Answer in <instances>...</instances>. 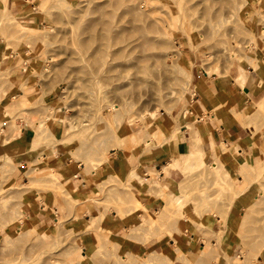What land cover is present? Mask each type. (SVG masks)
I'll use <instances>...</instances> for the list:
<instances>
[{"label":"rangeland","instance_id":"374dc122","mask_svg":"<svg viewBox=\"0 0 264 264\" xmlns=\"http://www.w3.org/2000/svg\"><path fill=\"white\" fill-rule=\"evenodd\" d=\"M13 6L17 9L6 6V17L0 21V106L5 104L1 117L5 116V124L15 126L16 121L26 128V120L32 119L35 124L30 126L41 142L34 162L25 170L21 167L22 176L14 179L13 167L1 179L0 264H190L192 259L181 254L178 245L169 254L170 247L162 253L148 250L162 237L166 236L163 242L168 243L170 232L175 242L176 228L188 236L192 232L189 225L202 234L204 249L214 254L213 262L206 264H254L257 256L264 258V143L259 139L264 107L250 104L249 119H244V110L234 113L251 140L250 159L235 172L241 180L227 174L224 158L230 151L225 147L218 158L203 157L192 169L184 168L189 157L182 154L180 161L176 159L177 167H169L176 170L165 174L169 168L161 167L166 178L160 180L163 186L155 169L145 170L150 180L138 175L149 197L157 192L165 202L157 214H148L146 197L110 174L115 157L129 166L138 159L136 152L142 146L146 149L141 154L163 148L164 135L159 128L171 130L177 125L180 132L181 112L191 109L194 75L204 74L209 80L228 78L243 91L246 68L252 67L250 60H256L255 49L264 48V0H19ZM106 23L110 29L102 27ZM21 24L30 28L17 26ZM101 35L106 36L112 52L125 50L114 57L113 64L134 68L102 76L97 89L95 79L87 73L97 62L92 59H99L93 53ZM180 66H187L185 75H176ZM15 70L23 71L16 77L17 83L11 74ZM262 86L260 80L252 92ZM30 89L34 94L30 95ZM21 94L24 97L19 98ZM9 102L11 105L6 104ZM116 113H123L126 120H120L118 127L107 126L109 115ZM53 124L60 127L53 137H64L60 143L53 141ZM170 140L176 142L175 137ZM55 148L68 163L60 166L62 177L70 179L64 186L63 179L46 167ZM197 148L202 150L201 141ZM174 184L178 187L175 195L168 188ZM248 189L253 196L243 209L240 225L227 230L228 211L239 195L246 199ZM82 192L89 197L81 199ZM48 195L53 209L50 205L47 221L38 225L26 222L30 198L41 203ZM92 210L99 211L101 217L114 212L124 219L120 237L145 245V252L126 257L108 240L109 232L101 230L99 223L84 231L83 226L95 219ZM127 216L135 222H128ZM202 217L216 230L196 221ZM216 219H221L223 227ZM174 220L180 221L179 226ZM88 233L101 234L93 253L84 250L79 239ZM226 236L228 252L218 241Z\"/></svg>","mask_w":264,"mask_h":264},{"label":"crops","instance_id":"0c3cea01","mask_svg":"<svg viewBox=\"0 0 264 264\" xmlns=\"http://www.w3.org/2000/svg\"><path fill=\"white\" fill-rule=\"evenodd\" d=\"M18 2L19 0H6V6H12L13 8L17 6L13 5ZM255 55L256 68L254 69L251 66H248L246 68L247 81L246 85L242 88L243 91L238 84L228 78L213 77L211 80H209L208 78H205L204 74L194 75L192 79L193 94L190 100L191 109L185 117H182L184 119L179 127L180 132L178 133L177 128H175L177 125L171 130H168L167 127L166 130H161L157 126L161 131V134L164 135L163 148L151 150L141 154V150L146 149L145 146H142L141 149L136 152L138 159L134 164H131L129 166L123 159L115 157L114 160L116 163L114 167H112V171L110 174L115 175L121 184L128 183V185H130L131 187H135L137 191H140L141 195L146 197L145 208L149 209V211L147 212L148 214H151V211H155V213L157 214V209H161L164 206L165 202L159 198L157 192L149 197V195L147 194V188L143 187V184H139V181L137 179L138 175L141 176L142 180H150L151 175L146 173L145 170L155 169L154 171L159 174V185L163 186L164 183L160 180L164 179L166 181V178L163 175V172L160 171L161 167H164L167 163L170 162L171 155H173L179 161L182 159V154H185L187 151V145L190 137L192 136V132H195L196 135L201 139V149L204 153V157L208 156L212 160L213 144L216 147H219L220 144H223L224 147L227 148V150L231 151L229 153L230 155L224 158L227 174L229 176L234 175V177H237L238 180H241V176L235 172L239 171L240 164H243L244 162L247 163V161L250 159L248 145L251 143V140L246 135L244 129H242L243 127H245V125L241 126L242 121L236 120L234 113L235 111L240 112L244 110V119H249L251 115V113L248 112V110L250 109V104H258V106L264 107V86H262V88L260 87L254 93L252 92V90L260 80L264 82V48L255 49ZM22 72V70H15L14 73H11L13 75V81L15 83H17L19 80V78L16 77H19V74H22ZM32 94H34V91L30 89V95ZM21 97H24L23 94L19 96V98ZM19 98L17 100H19ZM251 99L252 102H250ZM10 103L11 102L6 104L11 105ZM3 106H0V185L1 179L6 176V174H8L13 167L14 169L12 173L15 175L14 179H17L18 176H22L23 173L21 171V167H23L25 170L28 163L34 162L35 158L38 155L36 153H38L37 150L41 142V140L35 137V132L30 126L32 124H35L32 119L26 120L28 128H26L25 125H20V122L17 123L16 121H14L15 126H11V123L9 122L5 124V116L1 117V110L4 108ZM183 106L184 105H182V107ZM256 112L257 111L255 108V110L253 111V115ZM51 126H53L52 128H50L51 135L53 137L55 135V132L58 133V131H60V127L54 124ZM172 135H174V137L176 138L175 143L169 140V137ZM62 139H64V137H62ZM62 139L53 137V141L59 143ZM259 139L260 142L264 143V129L259 132ZM55 151L56 152H53V155H51V159L46 163V167L48 170L54 172L58 178L63 179L61 185L64 186L65 184H68L67 182H69L70 179L68 177H62V175L60 174V170H62L60 166H62V164L68 163L61 159L63 152L59 151L58 148H55ZM257 159L258 158L255 159L254 163ZM172 170L176 169L169 168L167 169V172L165 174H168ZM27 172L28 170L25 171V173ZM63 173L65 174V172ZM131 173H136V177H130ZM169 180L170 179H167L168 182ZM86 185H84V187H86ZM251 187L252 185L249 188ZM1 188L4 187H0V189ZM168 188H170L171 193L175 195L178 187L174 184V187L172 186ZM247 188L245 189V191L247 190ZM245 191H243L241 194H243ZM246 195L247 200L243 199V197L239 195L235 200L231 211H228V214L225 217V225L227 230L232 231V229H235L240 225L243 209L249 205L253 193L248 189V193H246ZM84 196H88L87 192H82L79 197L83 199ZM45 198V202L43 201L41 203H37L34 200V197L30 198L31 201L29 200V204L31 205V207L27 208L30 216L25 218L26 222H29L31 220L35 225H38L40 221L46 222L47 218L51 216L50 205L53 209V201L51 196L49 195ZM58 201L59 200L57 199V204ZM84 202L86 201L80 203L84 204ZM34 204H37V208H35ZM92 213H94L93 216L95 217L92 223L97 221L95 226H97L99 223L101 226V230H103L104 232H109L108 240L117 245L120 252L126 255V257L130 255L138 256L145 252V245L135 244L133 241H129L125 238L120 237L119 232L125 228V222H123L124 219H119L114 212H111L109 216L105 215L103 217H101L100 212L97 210H92L91 214ZM54 214H56V212H54ZM85 218L87 219L88 215H86ZM127 218V221L132 223H134L136 220L134 218H129V216H127ZM54 220H56L55 216L52 217V222ZM196 221L201 225L208 223L204 220V217L200 218L199 220L196 219ZM216 222L219 227H223L221 219H216ZM92 223L83 226L84 231L87 230V227ZM173 223L176 226H179L180 221L177 222V220H174ZM208 224L211 225V229L213 231L214 224ZM190 229L192 232L188 236H185L181 233L179 228H176L173 232L174 236L177 237V240H175V242L173 240L172 232H170L168 233L169 237L168 243L166 242L167 244L163 242L166 238L165 236L162 237L159 242L153 244L148 250H158V253H162L167 247H170V250L167 253L169 254L171 253L173 248L178 245L181 248V254H183L184 256L185 254H187L192 259V261L188 260L190 261V264H206L209 262L212 263L213 260L211 259L214 257V254L210 253L212 251L202 254V249H204L205 246V243L200 240L202 234L189 225V230ZM215 230L216 229L214 228V231ZM209 231L211 230L209 229ZM99 235L101 234H98L97 236L95 235V237L92 233H88L81 236L79 239L83 240V249L90 253H93V249L95 248L94 246L97 245L95 241L97 242ZM139 235L143 237V235ZM139 235L137 234L136 236ZM234 239L236 238L234 237ZM218 241L221 248L224 251L228 252L227 247L229 244V239L227 238V236L222 237L221 240L218 239ZM210 242L211 245L215 246V244L213 243V239L210 240ZM228 257L229 255H227V258ZM256 260L257 263L254 264H264V258L257 256ZM223 264H228V262Z\"/></svg>","mask_w":264,"mask_h":264},{"label":"bare ground","instance_id":"6f19581e","mask_svg":"<svg viewBox=\"0 0 264 264\" xmlns=\"http://www.w3.org/2000/svg\"><path fill=\"white\" fill-rule=\"evenodd\" d=\"M142 1V0H141ZM0 4H1V9H0V11H1V13L2 14H0V21L2 20H4V18L6 17V15H5V12L7 11V9H6V0H0ZM140 5V4H139ZM138 5V6H139ZM241 5L243 6V3H241ZM193 7V6H192ZM237 8V5H236V7H235V10H238V9H236ZM237 12V11H236ZM236 14V13H235ZM13 18V17H12ZM223 20V19H222ZM216 22V21H215ZM217 22H218V20H217ZM216 22V24H219V23H217ZM209 23V22H208ZM221 23V22H220ZM17 26H19V27H21V28H25V29H29L30 27L29 26H27V25H24V24H21V25H17ZM102 27H104V28H107V29H110V26H109V24H107L106 23V25H102ZM236 27V26H235ZM20 28V29H21ZM19 29V30H20ZM139 32V31H138ZM102 34V33H101ZM98 35H100V34H98ZM117 36V35H116ZM143 36V35H142ZM223 36V35H222ZM106 36L105 35H101V37H100V39H98L99 41L101 40V42L98 44V46H97V48H96V50L94 51V56L96 57V56H99V59H92L93 61H97L96 62V64L94 65L95 67L93 68V65H92V69H91V71L90 72H88L87 73V75L89 76V78L90 77H92V78H94L95 79V81L97 82H94L96 85V88L97 89H99V87H100V85H99V83H100V81H102L103 80V77L105 78L108 74H110L111 72H117V70H119L120 68H121V70L122 71H129V70H131L132 68H134V66L133 65H129V66H127V67H122V66H115L114 64H113V61H115V58L114 57H116V56H119V54L120 53H123L125 50H118V51H111L110 50V48H111V46L109 45V44H106L105 42L106 41H108V40H106V38H105ZM224 38V37H223ZM147 42V41H146ZM141 45L143 46V44L141 43ZM137 48V46L135 47V49ZM140 52V51H139ZM174 56V55H173ZM107 57H110L109 58V60L107 59ZM92 58H93V56H92ZM247 59V58H246ZM251 59H254V58H251ZM141 60V59H140ZM92 61V62H93ZM138 61V60H137ZM251 62H250V64L252 65V67L255 69L256 68V64H255V62L254 61H252V60H250ZM188 66V65H187ZM187 66L185 67V66H180L178 69H177V71H176V75H178V74H184L185 75V68H187ZM174 68V67H173ZM191 68V67H190ZM190 68H188V69H190ZM174 70H176V69H174ZM243 69H239V71H238V74H240L241 73V71H242ZM120 71V70H119ZM135 71V70H134ZM187 71V70H186ZM188 72V71H187ZM136 73V72H135ZM190 74V73H189ZM134 75H136V74H134ZM103 76V77H102ZM119 77H120V75H118ZM188 78H189V76H188ZM102 79V80H101ZM116 79H117V77H116ZM115 79V80H116ZM120 79V78H119ZM117 81V80H116ZM88 82H89V80H88ZM92 82V81H91ZM87 84V83H86ZM98 85V86H97ZM122 89V88H121ZM117 90H120V88H117ZM101 100H105L104 98H101ZM107 104H108V107H109V109L111 108L110 107V102H107ZM189 108L188 107H186V108H184L183 110H182V112H181V117H185L186 115H187V113L189 112ZM110 114H111V112H110ZM110 116V119L108 120V122L106 123L107 124V126H109V127H112V125L113 124H116L117 125V127L118 126H120L122 123H121V121L120 120H122V119H125L126 120V116L122 113V114H120V115H118L117 116V113L115 114V116H111V115H109ZM258 116V115H257ZM256 116V117H257ZM123 122V121H122ZM114 127V126H113ZM112 127V128H113ZM109 132V131H108ZM116 132V131H115ZM173 133V132H172ZM116 134V133H115ZM110 135H108V137H109ZM107 137V138H108ZM172 137H174V135H172V136H170L169 137V140L172 138ZM109 139V138H108ZM103 140V139H102ZM107 140V139H106ZM201 141V139L196 135V133H193L192 134V136L190 137V139H189V142H188V145H187V151H186V154H187V156L189 157L187 160H185V165H183L184 166V168H191L192 169V167H195V166H198V165H200L201 163H202V161H203V157H204V153H203V151L202 150H198V148H197V144L199 143ZM101 142H105V140L104 141H101ZM99 145H100V143H99ZM103 146L105 145V143H103L102 144ZM93 147H94V145H93ZM91 149H93V148H91ZM234 149H235V147H234ZM95 150V149H94ZM226 150V149H225ZM96 151V150H95ZM224 151V146H223V144H221L219 147H216L214 144H213V147H212V158L214 157V158H218V156L221 154V152H223ZM231 152V151H230ZM186 154H185V156H186ZM187 163V164H186ZM169 167H173V168H176L177 167V160H176V158L173 156V155H171V160H170V162L169 163H167L166 164V166H165V168H169ZM171 198H173L174 200H176V199H178V197L177 196H173V197H171ZM257 199V198H256ZM138 203H139V201H138ZM139 207H140V205H138ZM166 209V208H165ZM168 209V208H167ZM168 211H169V209H168ZM96 223H97V221H95L94 223H92L90 226H91V228L93 227H95V225H96ZM54 224V223H53ZM90 226L88 227V228H90ZM30 229H32V228H30ZM100 245H102V243L100 244ZM103 246V245H102ZM213 246V245H212ZM210 249V248H209ZM208 248H206V249H202V254H205V253H208ZM82 256H84V255H82ZM148 257V256H147ZM163 257H165V255H163ZM155 258V257H154ZM156 261V260H155ZM55 263V262H54ZM158 264H160V263H158Z\"/></svg>","mask_w":264,"mask_h":264}]
</instances>
